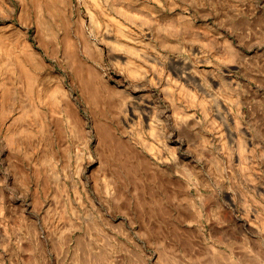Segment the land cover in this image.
I'll use <instances>...</instances> for the list:
<instances>
[{
	"label": "rangeland",
	"instance_id": "obj_1",
	"mask_svg": "<svg viewBox=\"0 0 264 264\" xmlns=\"http://www.w3.org/2000/svg\"><path fill=\"white\" fill-rule=\"evenodd\" d=\"M111 1L0 0V264H264V0Z\"/></svg>",
	"mask_w": 264,
	"mask_h": 264
},
{
	"label": "bare ground",
	"instance_id": "obj_2",
	"mask_svg": "<svg viewBox=\"0 0 264 264\" xmlns=\"http://www.w3.org/2000/svg\"><path fill=\"white\" fill-rule=\"evenodd\" d=\"M112 1H114V0H112ZM111 1V2H112ZM115 2H116V0H115ZM110 57H114V54L113 53H110V55H109V58ZM172 62L173 63H181V64H183V65H186V63L185 62H182V61H180V60H176V59H172ZM119 67V66H118ZM118 67H115L116 69L118 68ZM118 73L120 72L123 76L125 75V78L126 79H130V78H128V76L125 74V72H124V70L123 69H120V67L118 68ZM120 74V75H121ZM191 77H193V78H195V76H192V75H190ZM143 76H140V78H142ZM124 78V77H123ZM130 84L131 85H135V83H133L132 81H130ZM89 88H91L90 86H88ZM46 87H44L43 89H41L40 90V94H44L43 92H44V89H45ZM159 89V91H160V93H161V95L164 97V98H166L165 97V92L161 89V88H158ZM47 91V90H46ZM40 94H39V96H40ZM127 110H130L132 107H131V104L129 103L128 104V102H127ZM61 110H62V112H69L70 110H71V107H70V105L67 103V104H64V106H62V108H61ZM48 115V114H47ZM125 117H123V120L125 121ZM192 119H194L193 117H192ZM46 125H47V127H48V129L49 130H51V128L53 127L54 128V133H59V134H57V135H61V133H62V131H63V122H62V118H61V116L59 115H57V114H55V113H51L50 115H48V116H46ZM102 130H104V129H102ZM102 133H105V132H102ZM106 133H107V131H106ZM229 134L231 135V136H233L234 135V132L232 131V130H229ZM17 144H18V142H17ZM260 187H262V186H260Z\"/></svg>",
	"mask_w": 264,
	"mask_h": 264
}]
</instances>
